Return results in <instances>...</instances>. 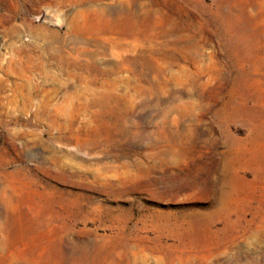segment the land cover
I'll return each instance as SVG.
<instances>
[{
	"label": "rangeland",
	"instance_id": "374dc122",
	"mask_svg": "<svg viewBox=\"0 0 264 264\" xmlns=\"http://www.w3.org/2000/svg\"><path fill=\"white\" fill-rule=\"evenodd\" d=\"M0 264H264V0H0Z\"/></svg>",
	"mask_w": 264,
	"mask_h": 264
}]
</instances>
